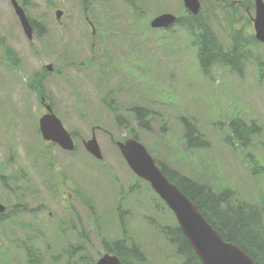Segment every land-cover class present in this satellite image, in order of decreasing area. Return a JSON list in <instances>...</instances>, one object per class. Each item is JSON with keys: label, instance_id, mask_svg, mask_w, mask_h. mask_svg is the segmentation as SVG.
Instances as JSON below:
<instances>
[{"label": "rangeland", "instance_id": "374dc122", "mask_svg": "<svg viewBox=\"0 0 264 264\" xmlns=\"http://www.w3.org/2000/svg\"><path fill=\"white\" fill-rule=\"evenodd\" d=\"M20 1L44 35L28 41L9 0H0V45L7 41L20 59L19 68L10 60L0 66V204L10 217L0 223V264H25L24 245L38 253L40 264H69L70 252L76 255L73 264L95 262L106 254L105 242L125 233L150 255V264H183L152 225L173 226V215L130 171L115 145L132 134L180 173L207 178L214 189L230 188L248 203L264 201V44L254 45V59L243 63L240 75L219 64L204 74L185 28L149 26L161 14L184 15L183 0H132L133 8L127 0ZM107 6L136 28L110 38L96 20ZM56 10L73 20L64 31L56 28ZM200 11L224 48L230 45L224 21L232 13L241 19L237 28L254 33L253 0H202ZM39 47L43 58L64 70L60 80L49 75L43 87L54 113L75 135L73 153L55 147L54 154L37 133L44 110L32 82L42 58L31 50ZM89 66L95 68L92 74ZM136 105L153 113L144 120L147 125L133 118ZM182 119L194 122L207 149L187 148ZM232 121L243 126L242 139L232 134ZM93 135L102 161L82 143ZM48 178L53 188L41 186ZM79 246L87 259L76 254Z\"/></svg>", "mask_w": 264, "mask_h": 264}, {"label": "trees", "instance_id": "16d2710c", "mask_svg": "<svg viewBox=\"0 0 264 264\" xmlns=\"http://www.w3.org/2000/svg\"><path fill=\"white\" fill-rule=\"evenodd\" d=\"M187 15L188 17L180 19V24L195 36L198 49L197 57L205 72H208L211 64H220L228 67L233 72L241 73L243 63L254 59L252 50L254 45L259 44V42L256 41L252 32L246 33L245 28H237L241 19L235 12L232 13V16L228 20L224 21L227 24L228 35L232 42L228 48L222 46L218 37L211 30L201 14L193 16L187 13ZM248 25L250 26V20L248 21ZM107 106L111 110L113 105L107 101ZM133 113L135 121L140 126L147 125L144 120L149 118L150 115H153L149 109L139 106L135 107ZM117 121L120 122V116H117ZM182 123L185 141L189 150L208 147L207 142L198 133L193 124L186 120H183ZM229 125L232 134L241 138L239 132L242 131L243 126L234 123V121L230 122ZM144 129H149V127ZM250 131L255 130L254 128H250ZM132 138L140 141L136 134H132ZM241 144L244 145V143ZM147 150L165 177L197 206L201 215L225 241L239 247L255 264H264V201L259 204H250L237 196L235 191L230 188L223 190L214 189L208 179L192 178L184 175L171 167V165L159 160L151 150ZM77 195L80 196L81 194L77 192ZM159 203L163 204L161 201ZM21 205L19 203L17 207H22ZM21 211L23 212L25 210L23 209ZM118 214L120 215L119 220L123 226L124 220L121 210L118 211ZM7 219H10L7 213L0 214V223ZM152 225L161 240L175 250L183 264H200V261L191 249L186 238L182 235L176 222L173 226H160L155 221H152ZM104 248L106 252L116 255L121 264L151 263L149 260L150 255L145 252L140 244L128 241L126 233L115 241L105 242ZM78 250L79 252L76 254H82L80 258L87 259L80 246ZM37 254L29 246L24 245L23 259L25 264H40ZM75 256L70 252L67 262L73 264L71 260ZM94 263L90 261L86 262V264Z\"/></svg>", "mask_w": 264, "mask_h": 264}, {"label": "water", "instance_id": "95a60500", "mask_svg": "<svg viewBox=\"0 0 264 264\" xmlns=\"http://www.w3.org/2000/svg\"><path fill=\"white\" fill-rule=\"evenodd\" d=\"M16 15L20 20L24 34L31 39L32 27L24 11L15 0H10ZM255 1V18L253 21L255 37L264 42V3ZM185 7L197 14L198 0H183ZM62 12H56V18ZM176 17L162 14L154 18L152 27L160 28L171 25ZM49 109V108H48ZM50 110V109H49ZM39 128L44 140L58 144L62 149L74 150L73 142L61 122L53 115L46 114L39 120ZM117 147L129 169L141 180L147 182L151 189L167 205L176 218L183 235L202 264H255L249 256L235 245L225 242L203 218L197 206L193 204L174 184L170 183L156 165L146 148L134 139L118 142ZM84 147L95 159H102V154L96 138L93 136L85 142ZM5 207L0 204V214ZM95 264H121L118 257L106 253Z\"/></svg>", "mask_w": 264, "mask_h": 264}, {"label": "flooded vegetation", "instance_id": "af4514ba", "mask_svg": "<svg viewBox=\"0 0 264 264\" xmlns=\"http://www.w3.org/2000/svg\"><path fill=\"white\" fill-rule=\"evenodd\" d=\"M16 2L24 10L23 7L25 5V2L24 1H20V0H16ZM9 3H10V0H9ZM24 13H25V11H24ZM25 16L29 20L30 25L32 27V31H33L32 39L30 41H33L34 38L40 39L42 37V35H44V30L42 28L43 26L40 23H37L36 21H34V19L30 18L26 13H25ZM96 20L98 21V24L100 25V27L104 26L105 28L108 27L110 29V31L112 32L110 38L115 36L116 34H118L120 32V29H122V28H124L125 30H131V31H133L136 28L134 23L130 27L126 26L125 23H124L123 18H121L118 14L113 16V17H111V19H110L111 21L110 22L108 21L107 17L103 18V15L96 16ZM68 22L72 23L73 20H71L70 18H66L65 12H63L62 15L58 19L55 18V25H56V28H57L58 31H64L68 27L67 26ZM17 23L19 25L18 19H17ZM90 26L92 27V25H90ZM20 29H21V27H20ZM92 29H93V27H92ZM21 31H22V29H21ZM5 44L6 45H1L2 53H0V58H1V62H0L1 64L0 65H2L4 68H6L7 67V64H6L7 62L6 61L7 60L13 61L15 59L16 68H18L20 66L19 57L18 56L17 57L16 56L13 57V53L8 51L7 41H6ZM58 51H59V49H54V52H58ZM8 53H9V56H8ZM31 53H33V55L37 59L42 58V62L40 63V67H39L41 73L37 75V81L36 82L35 81L32 82L33 85H37L39 87V90L37 92H35L34 94L36 95L37 99H39L40 105L43 107L44 111H43L42 115H44L46 113V108H48V107L54 113L53 106H52V101H51L50 97L47 95V92H46V90L43 87V83H44V80L49 75H51L55 80H60L61 77H59V74L64 72V70L62 68L58 67L57 65H55L52 61H50V60H48L46 58H43L44 50L41 47H39L36 50L32 49ZM59 55L62 56V53H60V51H59ZM135 107L136 106H133L132 109L135 110ZM133 110H132V113H133ZM6 111H7V109H5V112ZM66 126H67V128L65 126H64V128L67 131H69L70 136H71L74 144L76 145V139L72 135L73 132L69 130V126L68 125H66ZM41 143L44 144V146H46V147H48V146L53 147V149H54L53 153L54 154H55V147L59 148L63 153L67 152V151L61 149L59 146H57L56 144H54L52 142H47V141L41 140ZM67 153H72V152H67ZM46 154H48V152H46L44 155H46ZM49 157H51V156L49 155L45 159L49 160ZM41 186L43 188L46 187V188L50 189V188L54 187V184L51 183L50 182V178H48V179H45L42 182ZM63 195H69V194H68V192L64 191Z\"/></svg>", "mask_w": 264, "mask_h": 264}]
</instances>
